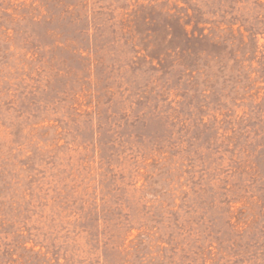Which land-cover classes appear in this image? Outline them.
Instances as JSON below:
<instances>
[{"label": "rangeland", "instance_id": "obj_1", "mask_svg": "<svg viewBox=\"0 0 264 264\" xmlns=\"http://www.w3.org/2000/svg\"><path fill=\"white\" fill-rule=\"evenodd\" d=\"M0 264H264V0H0Z\"/></svg>", "mask_w": 264, "mask_h": 264}]
</instances>
